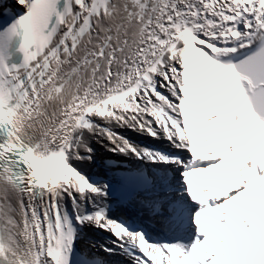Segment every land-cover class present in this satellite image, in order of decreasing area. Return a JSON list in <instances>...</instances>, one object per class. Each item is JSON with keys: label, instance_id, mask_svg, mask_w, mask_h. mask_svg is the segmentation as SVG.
<instances>
[{"label": "snow or ice", "instance_id": "6c2138e0", "mask_svg": "<svg viewBox=\"0 0 264 264\" xmlns=\"http://www.w3.org/2000/svg\"><path fill=\"white\" fill-rule=\"evenodd\" d=\"M125 262L264 264V0H0V264Z\"/></svg>", "mask_w": 264, "mask_h": 264}, {"label": "bare ground", "instance_id": "6f19581e", "mask_svg": "<svg viewBox=\"0 0 264 264\" xmlns=\"http://www.w3.org/2000/svg\"><path fill=\"white\" fill-rule=\"evenodd\" d=\"M120 131H122L124 133L132 134L130 136H133L135 139H141L140 137L137 136V134L135 132H132L130 130H128V131L120 130ZM94 146H95L96 150H99L100 148H102L99 144H94ZM90 233H92V236L95 237L96 239H102L103 238L101 233L92 232L91 230H90ZM152 235L154 237H157V238H162L165 235V233H163L162 231L161 232H156L155 230H152Z\"/></svg>", "mask_w": 264, "mask_h": 264}]
</instances>
